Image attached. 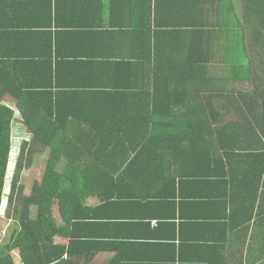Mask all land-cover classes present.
<instances>
[{
    "label": "trees",
    "instance_id": "obj_1",
    "mask_svg": "<svg viewBox=\"0 0 264 264\" xmlns=\"http://www.w3.org/2000/svg\"><path fill=\"white\" fill-rule=\"evenodd\" d=\"M52 1L0 0V219L13 223L9 232L7 223L2 230L0 264H16V256L21 264H63L71 251L54 242L46 217L53 196L76 194L94 171L106 168L107 158L133 154L138 162L181 155L183 166H207L205 176L215 184L226 183V176L234 184L232 161L242 155L236 150L250 157L252 138L264 140V0H244L248 9L241 20L170 22L163 29L150 19L139 22L135 28L161 32L148 37V51L128 58L81 50L100 32L94 20L77 19L83 6L70 3L63 12L73 20L63 18V4ZM224 29L237 36L223 37L242 48L222 53L230 69L213 77L214 86L201 99L200 81L214 65L209 48L218 38L215 31ZM15 111L30 140L20 146L4 207ZM44 151L42 178L26 195L21 172ZM114 166L118 171L123 163ZM81 209L64 207L83 220ZM89 241H82L84 249Z\"/></svg>",
    "mask_w": 264,
    "mask_h": 264
},
{
    "label": "crops",
    "instance_id": "obj_2",
    "mask_svg": "<svg viewBox=\"0 0 264 264\" xmlns=\"http://www.w3.org/2000/svg\"><path fill=\"white\" fill-rule=\"evenodd\" d=\"M66 3L83 6L84 11H76L77 19L94 20V31H100L92 33L94 39L81 50L124 58L148 51V46L153 47L148 37L161 32L145 29L142 24L138 27L142 29L135 28L139 22L150 19L159 29L170 28V22H227L243 19L248 9L244 0H53V6L63 4V18L68 20L73 18L63 12ZM88 3L89 7H85ZM214 34L218 38L209 48L214 53L213 73L210 71L206 81H200L201 99L214 86L213 77L222 69H230L231 61L222 53L242 48L226 40L227 36H237L230 30H216ZM67 44L66 48L71 47ZM204 75L200 72L201 77ZM111 79L112 83L118 80L117 76ZM244 140L240 142L245 144ZM250 143L254 150L250 157L236 150L242 155L232 161L234 184L227 176L226 183L215 184L213 175L212 181L210 175L205 176L210 172L207 166H183L181 155L145 157L138 162L133 154L105 159L106 168L94 171V179L76 194L53 196L47 222L54 242L71 251L62 263L264 264V140L252 138ZM130 162L138 165L130 168ZM121 163L120 170L114 171V165ZM196 172L200 176L193 180ZM214 175L222 179V175ZM75 206L82 207L78 213L83 220L64 210ZM82 241H89L85 249L86 242ZM16 258V264H21Z\"/></svg>",
    "mask_w": 264,
    "mask_h": 264
},
{
    "label": "rangeland",
    "instance_id": "obj_3",
    "mask_svg": "<svg viewBox=\"0 0 264 264\" xmlns=\"http://www.w3.org/2000/svg\"><path fill=\"white\" fill-rule=\"evenodd\" d=\"M11 109L14 110L13 105H8ZM12 126V148L11 153L9 157V163L7 167V173H6V189L4 192V207H6V201L7 196L9 193V185L10 181L13 176L14 168H15V162L19 153V149L21 144L24 141H29L30 136L28 132L26 131L25 127L23 126L20 118L18 117L17 112L15 111V118L13 121ZM46 160H47V152L44 151L42 153H36L32 160L30 161L29 168H25L20 175L19 184L23 186L24 194L28 195L31 190V186L34 181L39 182L42 178V175L44 173L45 167H46ZM35 211V210H33ZM0 215L3 217V212H0ZM5 223L11 225L7 232L10 231V228L12 227L13 223L10 224V222L5 221L3 218L0 219V245L3 244L4 239H2L4 236L3 231L5 230ZM3 230V231H2ZM2 235V236H1ZM17 260V258H16Z\"/></svg>",
    "mask_w": 264,
    "mask_h": 264
},
{
    "label": "built area",
    "instance_id": "obj_4",
    "mask_svg": "<svg viewBox=\"0 0 264 264\" xmlns=\"http://www.w3.org/2000/svg\"><path fill=\"white\" fill-rule=\"evenodd\" d=\"M3 233H5V232H3Z\"/></svg>",
    "mask_w": 264,
    "mask_h": 264
}]
</instances>
